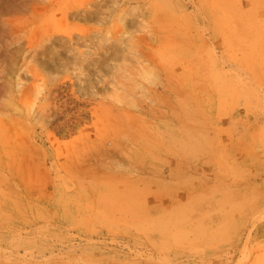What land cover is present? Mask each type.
<instances>
[{
	"label": "rangeland",
	"instance_id": "obj_1",
	"mask_svg": "<svg viewBox=\"0 0 264 264\" xmlns=\"http://www.w3.org/2000/svg\"><path fill=\"white\" fill-rule=\"evenodd\" d=\"M0 264H264V0H0Z\"/></svg>",
	"mask_w": 264,
	"mask_h": 264
},
{
	"label": "bare ground",
	"instance_id": "obj_2",
	"mask_svg": "<svg viewBox=\"0 0 264 264\" xmlns=\"http://www.w3.org/2000/svg\"><path fill=\"white\" fill-rule=\"evenodd\" d=\"M91 3V2H90ZM94 3V2H93ZM83 5V4H82ZM88 7V6H87ZM79 8V7H78ZM70 9V8H69ZM89 10V9H88ZM74 12V11H73ZM77 12V11H76ZM79 12V11H78ZM70 14V13H69ZM80 14V13H79ZM71 15V14H70ZM82 15V14H81ZM88 21H90V20H88ZM89 34V33H88ZM86 35V34H85ZM82 37V36H81ZM79 38V37H78ZM77 38V39H78ZM71 39H73V38H71ZM56 40H57V38H56ZM82 40V39H81ZM77 41V40H76ZM105 42V41H104ZM102 43V42H101ZM97 45H99V44H97ZM99 47H101V46H99ZM96 52V51H95ZM228 59V58H227ZM231 60V59H230ZM226 63V62H225ZM234 64V63H233ZM236 67V66H235ZM229 68H231V66L229 67Z\"/></svg>",
	"mask_w": 264,
	"mask_h": 264
}]
</instances>
